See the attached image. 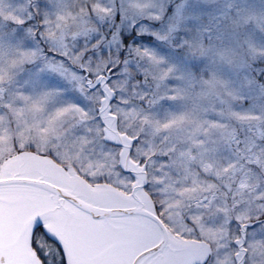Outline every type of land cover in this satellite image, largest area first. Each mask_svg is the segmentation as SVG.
Returning <instances> with one entry per match:
<instances>
[{
	"label": "snow or ice",
	"instance_id": "6c2138e0",
	"mask_svg": "<svg viewBox=\"0 0 264 264\" xmlns=\"http://www.w3.org/2000/svg\"><path fill=\"white\" fill-rule=\"evenodd\" d=\"M0 264H264V0H0Z\"/></svg>",
	"mask_w": 264,
	"mask_h": 264
}]
</instances>
